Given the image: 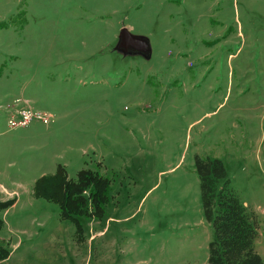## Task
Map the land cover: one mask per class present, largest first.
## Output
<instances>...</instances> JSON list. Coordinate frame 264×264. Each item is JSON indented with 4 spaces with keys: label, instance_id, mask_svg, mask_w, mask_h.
<instances>
[{
    "label": "rangeland",
    "instance_id": "rangeland-1",
    "mask_svg": "<svg viewBox=\"0 0 264 264\" xmlns=\"http://www.w3.org/2000/svg\"><path fill=\"white\" fill-rule=\"evenodd\" d=\"M16 99L53 122L11 129ZM197 157L264 222V0H0V264H208ZM59 165L110 182L80 242L33 195Z\"/></svg>",
    "mask_w": 264,
    "mask_h": 264
},
{
    "label": "trees",
    "instance_id": "trees-1",
    "mask_svg": "<svg viewBox=\"0 0 264 264\" xmlns=\"http://www.w3.org/2000/svg\"><path fill=\"white\" fill-rule=\"evenodd\" d=\"M195 169L203 216L212 229L208 242V264H264L255 248L259 237V221L256 215L240 201L229 186L226 169L218 159H195ZM110 182L99 173L90 170L78 172L75 180L68 178L59 165L53 175L38 178L33 195L58 207L61 219L70 221L76 238L82 241L79 217L96 218L108 201ZM15 200L0 201V230L4 222L1 213ZM9 251L0 246V262L6 260Z\"/></svg>",
    "mask_w": 264,
    "mask_h": 264
},
{
    "label": "built area",
    "instance_id": "built-area-1",
    "mask_svg": "<svg viewBox=\"0 0 264 264\" xmlns=\"http://www.w3.org/2000/svg\"><path fill=\"white\" fill-rule=\"evenodd\" d=\"M7 109V123L11 129L27 127L33 121L49 125L54 120L51 113L33 109L27 101H22L21 99H16L13 105Z\"/></svg>",
    "mask_w": 264,
    "mask_h": 264
},
{
    "label": "water",
    "instance_id": "water-1",
    "mask_svg": "<svg viewBox=\"0 0 264 264\" xmlns=\"http://www.w3.org/2000/svg\"><path fill=\"white\" fill-rule=\"evenodd\" d=\"M118 49L126 52L149 54V46L145 39L133 36L127 29H122L119 35Z\"/></svg>",
    "mask_w": 264,
    "mask_h": 264
},
{
    "label": "crops",
    "instance_id": "crops-1",
    "mask_svg": "<svg viewBox=\"0 0 264 264\" xmlns=\"http://www.w3.org/2000/svg\"><path fill=\"white\" fill-rule=\"evenodd\" d=\"M242 203L244 204V206H246L249 209L247 202H242ZM250 211L253 212L252 209ZM253 213L255 214L256 212H253ZM258 221H259V228L260 229H259V237L257 238V240L255 242V248H256L257 252L260 254V256L264 257V222L262 220H260L259 218H258Z\"/></svg>",
    "mask_w": 264,
    "mask_h": 264
}]
</instances>
